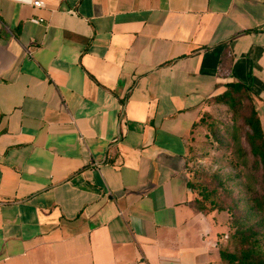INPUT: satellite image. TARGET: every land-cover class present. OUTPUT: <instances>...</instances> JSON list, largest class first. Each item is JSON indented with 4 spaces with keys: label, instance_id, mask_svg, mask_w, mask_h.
<instances>
[{
    "label": "crops",
    "instance_id": "0c3cea01",
    "mask_svg": "<svg viewBox=\"0 0 264 264\" xmlns=\"http://www.w3.org/2000/svg\"><path fill=\"white\" fill-rule=\"evenodd\" d=\"M32 1L0 0V264H222L187 143L230 80L264 132V0Z\"/></svg>",
    "mask_w": 264,
    "mask_h": 264
},
{
    "label": "rangeland",
    "instance_id": "374dc122",
    "mask_svg": "<svg viewBox=\"0 0 264 264\" xmlns=\"http://www.w3.org/2000/svg\"><path fill=\"white\" fill-rule=\"evenodd\" d=\"M245 129L226 105L208 98L190 130L185 156V170L194 198L203 197L207 207L229 209L218 212L226 215L228 227L219 247L230 252L237 251L234 228L228 226L232 217L242 226L255 230L254 238L264 250V204L258 210L251 200L255 192L260 194L263 190L261 171L248 152Z\"/></svg>",
    "mask_w": 264,
    "mask_h": 264
},
{
    "label": "trees",
    "instance_id": "16d2710c",
    "mask_svg": "<svg viewBox=\"0 0 264 264\" xmlns=\"http://www.w3.org/2000/svg\"><path fill=\"white\" fill-rule=\"evenodd\" d=\"M226 57V53L222 54L220 58V66H222L224 58ZM209 98L217 103L226 105L231 111V114L234 116L237 115L242 121V124L246 127L244 138L248 146V152L251 155L255 166L261 171L263 190L260 194L255 192L251 196L254 207L260 210L264 204V132L260 127V122L254 108L249 88L242 83L230 80L224 83L223 89L219 93ZM195 123L196 122H194V124ZM187 187L191 188V184L188 181ZM189 204L195 210L204 213L213 210L217 212L227 210L221 206L212 205L207 207L203 202V197L193 198ZM228 226L234 228L233 235L235 236L237 251L230 252L219 248L218 255L221 263L264 264V250L259 247L257 240L254 238L255 230H253L252 227L242 226L234 217L229 220Z\"/></svg>",
    "mask_w": 264,
    "mask_h": 264
},
{
    "label": "built area",
    "instance_id": "2783aa9c",
    "mask_svg": "<svg viewBox=\"0 0 264 264\" xmlns=\"http://www.w3.org/2000/svg\"><path fill=\"white\" fill-rule=\"evenodd\" d=\"M31 5L34 6V7H39V6H41L42 4H41V2L38 1V0H33L32 3H31ZM37 21H38V22H42V21H43V18L39 17V18L37 19Z\"/></svg>",
    "mask_w": 264,
    "mask_h": 264
}]
</instances>
